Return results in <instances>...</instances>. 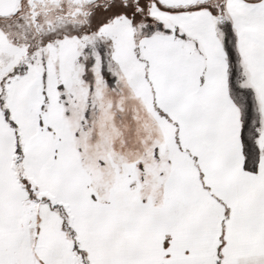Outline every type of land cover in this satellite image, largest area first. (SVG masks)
Segmentation results:
<instances>
[{"label": "snow or ice", "instance_id": "snow-or-ice-1", "mask_svg": "<svg viewBox=\"0 0 264 264\" xmlns=\"http://www.w3.org/2000/svg\"><path fill=\"white\" fill-rule=\"evenodd\" d=\"M0 264H264V0H0Z\"/></svg>", "mask_w": 264, "mask_h": 264}]
</instances>
